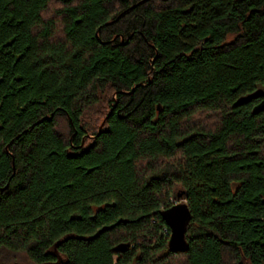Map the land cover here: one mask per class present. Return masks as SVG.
Wrapping results in <instances>:
<instances>
[{
  "label": "trees",
  "instance_id": "16d2710c",
  "mask_svg": "<svg viewBox=\"0 0 264 264\" xmlns=\"http://www.w3.org/2000/svg\"><path fill=\"white\" fill-rule=\"evenodd\" d=\"M262 98L264 0H0V264H264Z\"/></svg>",
  "mask_w": 264,
  "mask_h": 264
},
{
  "label": "water",
  "instance_id": "95a60500",
  "mask_svg": "<svg viewBox=\"0 0 264 264\" xmlns=\"http://www.w3.org/2000/svg\"><path fill=\"white\" fill-rule=\"evenodd\" d=\"M263 95L261 88L239 97L236 100V105L245 103L252 99L258 98ZM264 110V98H262L253 107V112L257 113ZM164 219L170 228L169 246L176 251H183L187 248V242L185 240V228L187 221L191 217V211L186 203L178 202L166 209L163 213ZM128 247L127 244H119L116 248L120 251L125 250Z\"/></svg>",
  "mask_w": 264,
  "mask_h": 264
},
{
  "label": "rangeland",
  "instance_id": "374dc122",
  "mask_svg": "<svg viewBox=\"0 0 264 264\" xmlns=\"http://www.w3.org/2000/svg\"><path fill=\"white\" fill-rule=\"evenodd\" d=\"M102 124H103V121L101 122V124H100V126H102ZM99 126V127H100ZM174 200V202L175 203H178V202H182V200L181 201H178V200H175V199H173ZM6 261V260H5ZM10 261H12V260H10ZM15 261H17V262H27L28 264H30L29 262H28V259L26 258V256L25 255H17V257H16V260ZM4 264H6V263H4Z\"/></svg>",
  "mask_w": 264,
  "mask_h": 264
}]
</instances>
